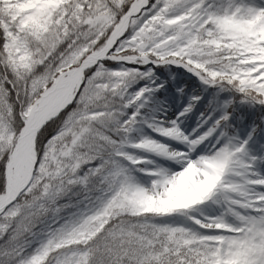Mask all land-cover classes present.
<instances>
[{
  "label": "snow or ice",
  "instance_id": "1",
  "mask_svg": "<svg viewBox=\"0 0 264 264\" xmlns=\"http://www.w3.org/2000/svg\"><path fill=\"white\" fill-rule=\"evenodd\" d=\"M261 164L264 0H0V264H264Z\"/></svg>",
  "mask_w": 264,
  "mask_h": 264
},
{
  "label": "rangeland",
  "instance_id": "2",
  "mask_svg": "<svg viewBox=\"0 0 264 264\" xmlns=\"http://www.w3.org/2000/svg\"><path fill=\"white\" fill-rule=\"evenodd\" d=\"M168 82L172 88L171 92H175V88L172 87V85H174L176 83V81L175 80H169ZM156 100L158 102L157 106L155 108L151 109V115L153 117H159L162 113L165 112V110H167L168 113H171L174 115V113L176 111L182 109V107L185 104H187V102H188L187 97L181 98L179 96L176 97L175 105H169L168 102L166 100H164V97H162V98L156 97ZM160 102H162V103H160ZM218 103H219L218 100H216L215 98H212L210 96V91L206 92L204 98L196 107L195 115H193V116L187 115V117L183 120V123L180 125L181 128L186 127L187 131L191 132L192 129L196 128V126H197L198 118L201 115V111L205 110V108L208 107L207 112H212L214 109L217 108ZM162 104H165L166 106L163 105V107H161L160 105H162ZM138 131L141 134L150 135L149 130L146 128L138 129ZM238 135L240 136V139H243L246 135V132L243 129H241V131L238 133ZM129 151L131 152V150H129ZM132 154L140 155L139 153H132ZM164 166L165 167H171L173 169H177L179 167L178 165H171L170 162H164ZM258 171L262 176H264V164H261L260 166H258ZM202 210L206 211L207 207H205Z\"/></svg>",
  "mask_w": 264,
  "mask_h": 264
},
{
  "label": "bare ground",
  "instance_id": "3",
  "mask_svg": "<svg viewBox=\"0 0 264 264\" xmlns=\"http://www.w3.org/2000/svg\"><path fill=\"white\" fill-rule=\"evenodd\" d=\"M181 71H182V70H181ZM205 93H206V92H205ZM205 93L203 94V97H204ZM199 103H200V102H199ZM199 103H198V104H199ZM198 104H196V106H198ZM196 106L193 108V110H192L190 113H188V116L191 115V114H193V115L195 114V112H196V110H195ZM250 151H253V152H254L255 149H254V148H250ZM259 166H260V165H259Z\"/></svg>",
  "mask_w": 264,
  "mask_h": 264
}]
</instances>
